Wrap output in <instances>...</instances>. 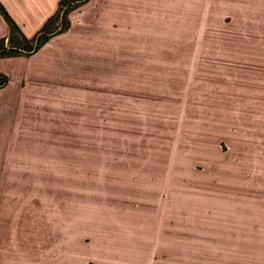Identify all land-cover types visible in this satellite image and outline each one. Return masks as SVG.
Masks as SVG:
<instances>
[{"label": "rangeland", "instance_id": "374dc122", "mask_svg": "<svg viewBox=\"0 0 264 264\" xmlns=\"http://www.w3.org/2000/svg\"><path fill=\"white\" fill-rule=\"evenodd\" d=\"M201 1L186 0L185 30L148 35L103 31L89 8L69 61L41 65L56 77L40 80L41 104L25 116H40L43 135L87 138L59 145L74 148L62 156L89 159V191L74 192L89 222L56 248L0 240V264L220 262L210 254V207L224 193L227 55L241 51L229 41L241 37L242 1ZM159 18L155 27L168 26ZM147 37L154 46L133 45Z\"/></svg>", "mask_w": 264, "mask_h": 264}, {"label": "crops", "instance_id": "0c3cea01", "mask_svg": "<svg viewBox=\"0 0 264 264\" xmlns=\"http://www.w3.org/2000/svg\"><path fill=\"white\" fill-rule=\"evenodd\" d=\"M60 1L0 0L18 27L12 34L15 42L37 35ZM241 1V37L229 41L232 47L240 45L241 51L227 55L231 66L226 67L224 193L222 188L217 189L210 207V254L221 257L220 262L213 258L210 264H264V0ZM196 2L202 6L201 0ZM185 5L186 0H87L69 11V27L53 34L35 52L0 55L2 246L18 247L25 239H35L42 247L56 248L59 239H68L69 233L72 236L75 229L89 222L87 201L74 194L75 189L82 194L89 191V159L62 156L74 148L59 145L68 140L86 143L87 138L67 136L61 140L43 135L40 116H32L30 121L25 116L28 107L34 111L41 104L40 80L56 77L57 72L45 73L41 65L69 61L64 51L75 48L89 8H96L97 24L103 31L107 25L114 32L145 31L148 35L159 29L185 30ZM198 12L200 22L201 10ZM160 16L168 26L155 27ZM10 34L0 13V40H4V46L10 45ZM179 41L185 39L170 44L178 45ZM196 41L201 45L200 38ZM133 45L152 47L155 42L147 37L135 39ZM44 240L50 245H44Z\"/></svg>", "mask_w": 264, "mask_h": 264}, {"label": "trees", "instance_id": "16d2710c", "mask_svg": "<svg viewBox=\"0 0 264 264\" xmlns=\"http://www.w3.org/2000/svg\"><path fill=\"white\" fill-rule=\"evenodd\" d=\"M75 1V0H61L59 2V7L57 9V11L53 14V16H51L44 24V26L40 29L39 33L37 35H35L31 40H28L26 38H23L20 42H15L14 37L12 36V34L14 32H16L18 30V27L16 26V24L13 22V20L9 17V15L7 14V12L5 11V9L1 6L0 4V13L2 14V16L4 17L9 30H10V36H9V44L11 46H21L23 48H31L32 44L34 42V40L37 38V49L45 42L47 41L51 35L50 33L53 32L55 30V28L57 27V24L59 22V13L62 9V6L65 4H69L70 2ZM87 0H82L81 3H76L74 5H70L68 7V9L65 11L64 14V18H63V26L62 29L59 32H62L64 30H66L69 27V19H68V13L71 9L77 7L78 5L86 2ZM4 47V40L1 39L0 40V48ZM21 51L17 50V49H8V50H2L0 51V55H13V54H17L20 53Z\"/></svg>", "mask_w": 264, "mask_h": 264}, {"label": "water", "instance_id": "95a60500", "mask_svg": "<svg viewBox=\"0 0 264 264\" xmlns=\"http://www.w3.org/2000/svg\"><path fill=\"white\" fill-rule=\"evenodd\" d=\"M82 0H75V1H72L70 2L69 4H65L62 6V9L59 13V22L57 24V27L55 28V30L53 32L50 33V35L52 36L53 34L55 33H58L61 29H62V26H63V18H64V14H65V11L68 9V7L70 5H74L76 3H81ZM37 38L34 40L33 44H32V47L27 49V48H23L21 46H11V45H7V46H4L3 48H0V51L2 50H8V49H17L21 52H26V53H33L37 50Z\"/></svg>", "mask_w": 264, "mask_h": 264}, {"label": "flooded vegetation", "instance_id": "af4514ba", "mask_svg": "<svg viewBox=\"0 0 264 264\" xmlns=\"http://www.w3.org/2000/svg\"><path fill=\"white\" fill-rule=\"evenodd\" d=\"M83 4V3H82Z\"/></svg>", "mask_w": 264, "mask_h": 264}]
</instances>
